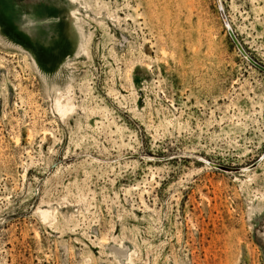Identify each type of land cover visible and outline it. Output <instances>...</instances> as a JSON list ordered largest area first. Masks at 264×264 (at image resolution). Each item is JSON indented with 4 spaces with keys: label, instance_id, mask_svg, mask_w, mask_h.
<instances>
[{
    "label": "rangeland",
    "instance_id": "obj_1",
    "mask_svg": "<svg viewBox=\"0 0 264 264\" xmlns=\"http://www.w3.org/2000/svg\"><path fill=\"white\" fill-rule=\"evenodd\" d=\"M263 66L264 0H0V264H264Z\"/></svg>",
    "mask_w": 264,
    "mask_h": 264
},
{
    "label": "bare ground",
    "instance_id": "obj_2",
    "mask_svg": "<svg viewBox=\"0 0 264 264\" xmlns=\"http://www.w3.org/2000/svg\"><path fill=\"white\" fill-rule=\"evenodd\" d=\"M72 2H73V0H71ZM56 5V4H55ZM36 6V5H35ZM44 7V6H43ZM52 9V8H51ZM57 9V8H56ZM34 11V10H33ZM67 11V10H66ZM34 13V12H33ZM26 15V14H25ZM29 15V14H28ZM70 17H72V18H76V19H78L79 17H78V15H77V13H76V9H71V12H70ZM5 16V15H4ZM8 16V15H7ZM26 17V16H25ZM64 17V16H63ZM27 18V17H26ZM31 19V18H30ZM49 20V19H48ZM66 20V19H65ZM64 20V21H65ZM27 21H28V19H27ZM50 21V20H49ZM58 21V20H57ZM37 22H39V21H37ZM67 22V21H66ZM65 23V22H64ZM63 23V24H64ZM61 24V23H60ZM66 24V23H65ZM64 24V26H66ZM11 26V25H10ZM13 28V27H12ZM63 28V27H62ZM14 29V28H13ZM70 29V28H69ZM15 30V29H14ZM66 31V30H65ZM80 31V30H79ZM56 32V31H55ZM67 32V31H66ZM82 32V31H81ZM18 34V33H17ZM67 34V33H66ZM65 34V35H66ZM83 37V36H82ZM31 44V43H30ZM81 44V43H80ZM32 45V44H31ZM81 46H82V44H81ZM54 47V46H53ZM52 48V47H51ZM47 51V50H46ZM51 51V50H50ZM62 52H63V48L62 47H58L57 49H56V51H54V52H52L53 54V56L55 55V54H58V55H61L62 54ZM78 52V51H77ZM49 54V53H48ZM47 52H45V55H46V57H47ZM40 58H43V57H40ZM74 107V105L73 104H70V102L68 101V102H62L61 100H59V102H58V109L60 110V112H68L70 109H72ZM30 132V131H29ZM49 133V132H48ZM39 210H44V209H40L39 208ZM43 213L45 214V215H47L48 214V210L46 209V210H44L43 211ZM50 214V213H49ZM44 216V215H43ZM43 216H42V218H43ZM51 216V215H50ZM49 217V216H48ZM47 217V218H48ZM51 218H53V214H52V216H51ZM45 220V219H44ZM52 222V221H51ZM37 234H38V232H37ZM113 247H115L114 245H113ZM113 247H111V248H113ZM125 247H126V245H125ZM117 248V247H116ZM124 248V247H123ZM127 248V247H126ZM126 248H125V250H126ZM114 249V248H113ZM118 250V249H117ZM124 250V249H123ZM113 251V250H112ZM118 251H120V249L118 250ZM122 251V250H121ZM115 253H116V250H115ZM118 253V252H117ZM122 253V252H121ZM124 253V252H123ZM129 253H130V251H129ZM129 253H128V255H129ZM117 255V254H116ZM126 255V254H125ZM118 256V255H117ZM124 257V256H123ZM126 257V256H125ZM129 257H130V255H129ZM117 259V258H116ZM120 259V258H119ZM121 260V259H120ZM128 260V259H127ZM126 261V260H125ZM127 262V261H126ZM129 262V261H128Z\"/></svg>",
    "mask_w": 264,
    "mask_h": 264
},
{
    "label": "water",
    "instance_id": "obj_3",
    "mask_svg": "<svg viewBox=\"0 0 264 264\" xmlns=\"http://www.w3.org/2000/svg\"><path fill=\"white\" fill-rule=\"evenodd\" d=\"M263 69H264V66L262 67ZM221 168H223V169H230V170H234V169H238V168H232V167H229V166H221Z\"/></svg>",
    "mask_w": 264,
    "mask_h": 264
}]
</instances>
